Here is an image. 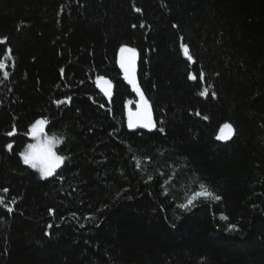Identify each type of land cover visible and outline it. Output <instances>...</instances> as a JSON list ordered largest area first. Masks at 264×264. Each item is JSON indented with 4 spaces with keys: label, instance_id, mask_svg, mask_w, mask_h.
Masks as SVG:
<instances>
[{
    "label": "trees",
    "instance_id": "trees-1",
    "mask_svg": "<svg viewBox=\"0 0 264 264\" xmlns=\"http://www.w3.org/2000/svg\"><path fill=\"white\" fill-rule=\"evenodd\" d=\"M0 41V264H264V0H0ZM41 118L67 157L48 178L19 155ZM201 184L221 199L181 209Z\"/></svg>",
    "mask_w": 264,
    "mask_h": 264
},
{
    "label": "snow or ice",
    "instance_id": "snow-or-ice-1",
    "mask_svg": "<svg viewBox=\"0 0 264 264\" xmlns=\"http://www.w3.org/2000/svg\"><path fill=\"white\" fill-rule=\"evenodd\" d=\"M136 12H140L141 9L136 8ZM136 27V25H133ZM141 28L144 27L143 24L140 25ZM173 27H176L175 25ZM5 43V41H0V44ZM181 49L183 51L184 56L192 61L193 57L189 54V47L186 44H181ZM119 67L123 71V78L128 82V84L132 85L133 91H135L140 99L137 103V109L134 112L131 108H128L127 111V124L129 129H134L136 127H143L147 129H153L156 127L152 118V111L149 101L144 96L141 91L137 78H136V66H137V50L128 46H121L119 49ZM6 59H12V50L11 48L7 49ZM6 68V63L4 60H0V70ZM63 73V69H61ZM3 77L7 79L9 77L8 71H3ZM201 80L204 79V74L200 73ZM189 79L195 80L196 76L191 75ZM97 85L103 91L105 97L111 98V90H112V82L104 77H97ZM209 94V89L207 87L203 88L202 91L199 92L200 96H207ZM212 96H215V93H212ZM70 102V98H68ZM58 106L64 104V100H58L55 102ZM132 101H129L128 104H131ZM103 107V105H101ZM127 107V105H126ZM196 115H200L199 112ZM204 119H208L204 117ZM162 123V122H161ZM47 124V120L44 118L37 119L29 128L27 135H29L36 143H30L27 145L24 151L19 153L23 163L28 167L37 170L41 176V178L52 177L56 174L58 168L64 163L67 157L62 155H58L56 151H54V147L56 144V138H49L46 136L44 132L45 125ZM163 132V128L160 129ZM16 133L15 125H13L12 131L8 132V136H13ZM234 134L233 126L230 123H225L221 126L219 130V134L216 136L217 140L227 141L232 138ZM9 150H12L13 145L9 143L6 146ZM201 191L196 192L192 196H190L186 203L180 204L179 207L185 211L190 210V206L194 204V201L198 197L210 198L214 201H219L221 197L215 194L211 189H209L206 185H200ZM7 192V189H4ZM4 201L0 198V204H3ZM9 213L13 211L12 208L7 209ZM51 211V210H50ZM221 219H227V217H221ZM51 227V225H49ZM229 231H237L236 226L232 225Z\"/></svg>",
    "mask_w": 264,
    "mask_h": 264
},
{
    "label": "water",
    "instance_id": "water-1",
    "mask_svg": "<svg viewBox=\"0 0 264 264\" xmlns=\"http://www.w3.org/2000/svg\"><path fill=\"white\" fill-rule=\"evenodd\" d=\"M119 55H120V53L118 54V57H117V64H118V67H119V63H118V61H119ZM119 70L121 71V72H123L122 70H121V68L119 67ZM123 74V73H122ZM126 81V80H125ZM126 83L128 84V82L126 81ZM130 87H131V89H132V91H133V88H132V85H130V84H128ZM97 87H98V90H99V92L105 97V95H104V93H103V91L101 90V88L97 85ZM133 93L134 94H136V96H137V103H138V101H139V99H140V96L135 92V91H133ZM111 95H112V90H111ZM105 98H108V97H105ZM136 109H137V105H135V109L133 110L134 112L136 111ZM136 128H138V129H143V130H148L147 128H143V127H136ZM220 141V140H219ZM228 141V140H227ZM220 142H226V141H220Z\"/></svg>",
    "mask_w": 264,
    "mask_h": 264
},
{
    "label": "bare ground",
    "instance_id": "bare-ground-1",
    "mask_svg": "<svg viewBox=\"0 0 264 264\" xmlns=\"http://www.w3.org/2000/svg\"><path fill=\"white\" fill-rule=\"evenodd\" d=\"M119 68V67H118ZM121 72V71H120ZM121 73H123V72H121ZM123 75V74H122ZM123 80H124V78H123ZM125 81V80H124ZM126 82V81H125ZM127 84V83H126ZM128 85V84H127ZM129 86V85H128ZM130 87V86H129ZM96 88H97V90H98V87H97V84H96ZM131 88V87H130ZM98 92H99V90H98ZM100 93V92H99ZM101 94V93H100ZM102 95V94H101ZM136 95V94H135ZM103 96V95H102ZM112 96V95H111ZM104 97V96H103ZM105 98V97H104ZM136 98H137V96H136ZM106 100H110L109 98H105ZM136 105H137V102H136ZM135 109V108H134Z\"/></svg>",
    "mask_w": 264,
    "mask_h": 264
},
{
    "label": "rangeland",
    "instance_id": "rangeland-1",
    "mask_svg": "<svg viewBox=\"0 0 264 264\" xmlns=\"http://www.w3.org/2000/svg\"><path fill=\"white\" fill-rule=\"evenodd\" d=\"M31 139V142L30 143H36V141H34L32 138ZM22 160V159H21ZM23 162V161H22Z\"/></svg>",
    "mask_w": 264,
    "mask_h": 264
}]
</instances>
